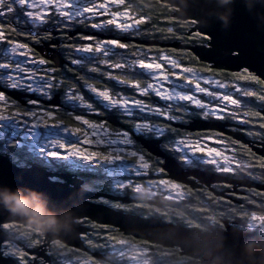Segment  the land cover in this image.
Wrapping results in <instances>:
<instances>
[{
  "label": "trees",
  "instance_id": "trees-1",
  "mask_svg": "<svg viewBox=\"0 0 264 264\" xmlns=\"http://www.w3.org/2000/svg\"><path fill=\"white\" fill-rule=\"evenodd\" d=\"M103 3H106L108 9L111 10L107 14H105L104 17H98V15L91 14V17H88L86 21H80L78 19H73L69 21L68 18L65 17L68 21L66 24L67 27L62 30H56V32L61 31L60 37H57L56 39L61 40L62 46L70 44L81 45L82 43L88 44L87 42H90V44H92V40L88 41L81 39L80 37L93 36V34L99 36L101 35L102 37H112L113 39L122 38L119 40L122 41L121 43L127 44L128 47L125 48L126 50L124 48L121 50L116 49L115 52H119L118 55L110 58L112 61L120 59L123 63L127 61V66L125 67L124 72L128 76H125V79H131L135 82H139L142 87L146 84V81L148 80L146 79L145 70L137 66L138 64L136 62L145 58H156L157 62H166L165 65L167 67V72L169 73V75H172L174 73L175 68H177L173 67L172 64L169 63V60H172L175 61L176 64L179 65L178 68H181L182 70L183 68H191L193 70L192 73L208 77L212 80H218L224 85H227L229 91H232L235 88L228 87V84H232L233 86H241L246 89H249V91H251L252 93L251 95L240 94V92L234 95V98L239 99L241 101V104L239 107L235 106V110L232 111L233 113H235V115H225L226 118L224 120L227 123H231L232 125L240 128L238 129V132H241L243 136L251 143H260L264 140V119L258 112L264 109V98H262L264 97V84L260 80H258L256 77L255 79H253L254 75H251L246 71H241L235 74L222 71H214L211 70L207 65L198 62L197 59L187 50H175L171 48L161 47L172 45L175 43L182 47L205 45L207 43V39L205 37L199 35L198 33H191V30L195 26L192 22H182L177 20V14L174 9L167 5L161 4L155 0H125L124 4H118L116 3V0H104ZM13 8L14 9L11 12L12 17L21 18L23 15L20 12L21 10L16 6H14ZM103 10L105 11V9ZM117 12L126 15V18H130L131 24L133 25L131 29H129L128 31H122L116 26V24H107L105 27H101L99 29L93 27V24H103L104 22L110 19H116L118 22L119 18L114 17L112 15V13ZM52 16L55 17L57 15L53 13L51 14V17ZM136 20H139L140 23L136 24ZM11 22L12 19L8 22L3 21L4 24H7V27L3 28L7 40L27 44L29 46L35 44L33 39L34 29L28 27L29 25L26 20H24V22L26 24L27 30L24 34H20L16 29H13V25L11 26L9 24ZM123 23L124 22H122V24ZM70 35L73 36L70 37ZM93 37H96L98 40L105 39L97 36ZM123 39H125V41H123ZM54 41V37H50V34L43 35L44 43ZM135 42L156 44L157 46L139 45ZM63 48L66 47H61V49ZM61 49V59L64 61L65 64L61 69H56L57 71H55L54 73L55 76H58L57 78L63 81V85L55 91V96H59L61 93L64 92L63 90H65L66 88L73 87L72 89L78 90L79 94L83 95L86 98V102L92 103L95 109V115H88L84 113L79 114L77 113L78 109L74 108V115H82L83 120L86 119L93 123L98 122V120H102L104 118L101 122H105L106 125H104L112 131L117 132L118 130H123L117 129L108 124L106 119L108 117L114 116L116 117L118 123L123 126L122 120L118 119L117 116L114 115L113 111H106L102 109V107H99V105L94 102L85 91L82 90L83 87H87L85 82H87V84L100 88V86H96L91 83L90 79L86 78L85 75H91L93 78V73L96 72H93L92 69L99 68L101 70L99 64L101 63L100 61L104 59L100 57L94 59L92 56H89L87 59L82 60V58L78 56L79 54H76L78 52H76L74 49L69 47H67L68 51H64V49ZM121 53L125 54L122 56ZM161 56L167 57L168 59L161 60L159 59V57ZM122 58L125 59L123 60ZM73 59H77L80 61L78 65L72 63ZM49 63L52 67L54 66L53 62L49 61ZM162 64L164 65V63ZM113 70L115 71V69ZM99 73L100 71L96 74ZM136 76L144 78V80L146 81H142ZM109 83V86L113 88L112 91H124V94L127 93L136 97V95L131 90V86L125 85L127 87L120 88L118 86H115V83L112 80H109ZM21 93L24 94L23 92ZM149 96H141L140 98H142V100L144 101L146 100L145 102H150V104H152V101L154 100L158 101L163 105L169 103L162 102L159 98L154 99L153 95ZM202 100L204 102L206 101L205 99ZM186 106L188 105L186 104ZM26 110H28V108L26 107L17 108V111L20 113H23ZM67 110H71V105L67 106ZM54 112L56 113V120L62 121L63 123H67L68 125H72L70 118L57 114L58 112H60V110ZM100 112L103 113L100 114ZM192 113L200 112L198 110H195L193 107H189V113H186L184 115H186V117H190V119L201 118V116H194L192 115ZM141 115L144 114H139L138 116L133 117L132 119L140 120L139 116ZM149 118L151 120L162 122V125L172 124V127L167 132V134L164 137L158 138L162 141L160 148L165 154L178 161L184 167H187L188 164H190L191 166L188 168H196L203 171L211 172L213 171L208 164H199L194 158H192L191 161H195V163L189 162L186 165L183 162V160H185L184 155L182 153L183 151H178L177 149H183L184 147L183 145H179L178 143L181 139L186 140L187 142H196L202 138L219 139V137H214L215 135L217 136V134L212 132L190 133L174 127V125L183 126L187 123L184 124L164 122L161 117H157L156 115H150ZM204 118L206 120L212 121L221 120L209 118V116ZM131 129L129 130L130 132ZM134 136L136 135L133 134V140ZM140 137L144 139H154L145 138L144 136ZM226 139V143L228 144V148L231 152V154L229 153L227 155V158L229 160L233 159L236 163L240 165L236 177H240L241 179H247L264 186V160L256 156L247 146L242 145L241 143L234 142L232 139ZM209 146L212 147L213 145ZM219 146L221 145L215 144L213 147L218 148ZM135 147L145 155V157L151 162L154 171H157V173H159L160 175H155L153 171H148V174L144 177L137 178V183H146L151 182L153 180L165 179V174L160 169L161 162L151 157L144 150H141L142 148L136 142ZM17 152H19V150L16 148L14 143L6 144L4 143V141L0 142V154L8 156L11 161L19 167L39 166L46 168L49 171L73 174V176H76L83 181V186L89 191L92 184L100 183L97 181H93L94 179H96L97 173H100L97 169H93L90 172L79 169L76 171H71L68 168H59L56 170H52L48 167L47 162H43L41 159L35 157L25 159L23 154H21L20 157L22 163L18 165L12 158L13 153ZM184 190L186 191V194L188 196L184 195L171 201L166 199L163 195L155 194L154 192H152L151 195L149 193V196L141 198L135 197L136 193L131 191V187H127L124 192L113 194V196H126L130 197L132 200L149 201L159 205L162 204L161 207H155L154 205L147 206L148 204L146 206L143 204L122 205L120 203L113 205L120 206L121 209H118L116 211L123 212L125 214L137 215L143 218L157 217L169 224H179L185 228L200 231H212L217 229L219 230L222 229L224 223L227 222L236 225L238 229L247 231V229H249V226L253 225L254 218H264V191H257L253 189L254 191H247L246 195H232L231 198L229 197L230 199H224L221 197H216L209 190H207L208 192L206 194L202 192L193 191L189 188ZM96 192L108 193L110 192V188L104 186L102 190ZM97 203H101V201L98 200ZM87 227L91 229V232L83 238V241L85 247L88 251H90V253L78 252L76 250L66 248L58 242H55L51 244L49 252H47L53 264H82L83 261H89L92 263L105 262L106 264H124L126 263V258H120L118 254L113 253V250H115V246L121 243H127L129 246H136L142 250L146 249L148 255L146 256L147 259L143 264H199L195 260L180 256L179 251L177 249H166L154 245H143V242L137 241L129 237H125L116 229L111 227L97 226L92 223H89ZM3 228L6 229L5 231L8 233L10 239L13 240H11L12 242L21 244L22 247L26 248V250H37L42 245L43 238L38 232L29 230L18 225H14V227ZM5 248V255L15 260L17 264L27 263L28 257L26 253L25 255L23 254V252H20L18 258L16 254H14L8 248L7 243H5ZM92 254L100 255V257H102L103 259H95L92 257Z\"/></svg>",
  "mask_w": 264,
  "mask_h": 264
},
{
  "label": "water",
  "instance_id": "water-1",
  "mask_svg": "<svg viewBox=\"0 0 264 264\" xmlns=\"http://www.w3.org/2000/svg\"><path fill=\"white\" fill-rule=\"evenodd\" d=\"M176 11V19L190 21L195 26L191 33H198L207 39L205 45L182 47L177 43L162 48L189 51L198 62L211 70L228 73L246 71L264 84V0H155ZM73 35H70V37ZM100 38L101 35L93 34ZM139 45H152L135 42ZM37 53L54 63V69L65 64L58 51H51L47 45L36 49ZM55 53L56 56H52ZM9 99L22 106V95L16 91L2 88ZM56 98V97H55ZM46 107L58 106L57 99L42 102ZM264 119V109L258 111ZM189 113V112H188ZM112 127L123 129L114 117H108ZM175 128L190 133L212 132L223 135L237 143L247 146L256 156L264 160V140L251 143L241 132H233L236 126L220 121L193 118L187 125H174ZM134 141L147 154L161 162L160 169L165 179L191 190L207 188L216 197L228 199L226 194H241L238 189L264 191V186L247 179H232L213 172L184 167L165 154L160 139H143L134 136ZM59 176L61 181L53 183L49 177ZM216 184L232 186L231 190L218 192L211 188ZM5 189L15 192L22 190L25 196L35 193L45 211L59 221L56 230L36 231L21 216L7 212L0 204V264H17L4 254V244L11 242L3 225L13 224L38 232L43 240L37 250L24 253L35 259L28 264H50L47 252L51 244L58 242L78 252L90 253L83 238L91 232L89 223L116 229L125 237L144 241L150 245L166 249H177L179 255L197 261L199 264H264V239L260 236L239 230L235 225L224 223L222 230L200 231L185 228L179 224H169L160 218H143L137 215L116 211L97 203L99 197L121 204H148L161 207L149 201L132 200L130 197H116L101 192H91L83 186V181L73 174L49 171L39 166L19 167L8 156L0 154V192ZM47 248V249H46ZM102 260L100 255L92 254Z\"/></svg>",
  "mask_w": 264,
  "mask_h": 264
},
{
  "label": "snow or ice",
  "instance_id": "snow-or-ice-1",
  "mask_svg": "<svg viewBox=\"0 0 264 264\" xmlns=\"http://www.w3.org/2000/svg\"><path fill=\"white\" fill-rule=\"evenodd\" d=\"M125 0H116L118 4H124ZM6 0H0V9L5 5ZM12 4H19L22 7L27 9H34L43 5L44 7L40 12H32L27 11L26 15L35 21H39L41 23H45V17L48 15L47 7L53 6L58 14L62 17H67L69 21L75 19L76 17L82 16L83 13H92L93 15L100 14L98 9H105L103 14H107L110 9H108L106 3H95L94 0H39V3L36 0H11ZM91 5V6H89ZM70 8L71 11H62L61 9ZM9 12L13 11L12 7L9 5ZM4 11L0 10V16H3ZM114 17H118L122 15L121 13H112ZM87 19V17H86ZM136 24H139L140 21L136 20ZM107 24H116L118 28L122 31H128L133 27L132 24H120L116 19H110L103 24L96 23L93 24L95 28L105 27ZM7 27L0 22V28ZM84 40H92V44H84V45H63L64 47H69L74 49L76 52L83 53H96L102 54L103 57H114L118 55V53H113V48H127L128 45L121 43L116 39L110 40H98L93 36H82L80 37ZM5 39V33L0 31V41ZM7 43L12 44L11 52L16 53L18 49H26L27 51L18 52L19 56H27L31 49L28 48L27 44L23 43H14L13 41H7ZM4 55L8 56V50H4ZM11 62L16 65L14 71L9 74L8 72H4L0 74V83H3L5 80L10 81V83L6 84L5 87H10L13 89L32 92L34 94L40 95L43 99L51 100L55 95V91L59 89L63 85V81L57 78L55 75H51L50 73H54L56 69H42L39 67L34 68H26L24 67L28 63H37L33 60H19L15 57H10ZM159 59L164 60L168 59L167 57H159ZM80 61L77 59H73V64H78ZM105 64L106 67L112 69H124L127 61L124 63L120 62H111V60H102L100 61ZM40 65L48 64L49 61L45 59H41L38 61ZM141 69L147 71L146 79L152 82L146 83L143 87L139 82H135L131 79L121 78L120 75H114L112 73H103L110 79L117 80L120 84L129 85L135 88L140 96H147L149 92L154 93L156 96H159L162 100L169 101L171 103H167L161 106H151L150 103L145 102L143 100L137 99L134 95H129L125 93L121 95L119 92L109 90L108 86H105L103 90H99L97 87L87 84L86 86L91 90L92 93H95L97 98H100L102 101L107 102L104 104L105 108H116L123 115L127 116H138L141 113H147L149 115H141L139 119L142 121L137 123L135 121H131L133 127L131 132L129 130H121L116 133L118 139H105L101 132L107 133V129L105 128L104 122H90L89 120H82L80 116H77V120H82L83 124L88 125L89 128L93 129L91 133L92 136H99L100 138L96 141H92L87 139V134H85L86 138L84 140L85 143H96L102 144L107 143L109 146L116 145L115 149V160H121L123 155L128 151V146H131L135 143L133 140V134L136 136H144L145 138H161L164 137L167 132L171 129L172 124H163L160 121L151 120L149 118L150 115L162 116L164 120L171 121L172 123H185L187 121L186 113L189 112V107L186 104L181 102H190L194 104L196 107L203 109L204 111L201 113H192V115H199L203 117L213 116L216 119H225L226 116L224 113H228L229 115H235V113L231 112L229 105H235L237 107L240 106L241 101L237 98H233V94L231 93H216L209 89L200 86V83L197 82L195 87L189 89L188 92L184 91H175V89L169 90L165 85L172 84L173 82L169 79V73L166 71H158L162 69V65L157 62L156 58H145L136 62ZM169 63L172 64L173 67H179L175 61L169 60ZM130 66V65H129ZM9 63H0V69H8ZM93 72H99V68H93ZM183 72L192 73L193 70L191 68H183ZM43 72V76H37V73ZM172 75H177L173 73ZM188 83H192L193 79L198 81L202 80L204 83H212L214 87L224 88L225 85L218 80H210V78L204 77H195L186 78ZM255 79V77H253ZM162 81V82H161ZM182 87V86H178ZM236 91H241L239 86L234 85ZM203 93L206 96L214 97L215 99L220 101V104L215 107H209L212 101L204 102L199 99L195 93ZM191 93V94H189ZM244 95H251V91L244 90ZM65 96L69 101H79L80 104L87 109L94 111V106L92 103H87L86 98L79 94L78 90H66ZM264 98V97H262ZM0 102H3L0 107L6 110L9 107L8 98L6 97L3 91H0ZM131 102V103H130ZM29 104L36 105V108H31L23 113L16 112L12 115H3L0 114V140L5 141L6 143L15 142L16 148L19 150L17 153H13V160L19 165L22 163L21 154H23L25 159H30L32 157H39L43 162L48 163V167L52 170H56L59 168H73L80 167L79 165H75L71 162L70 157H73L77 153H79L80 149L76 148V144L80 143L79 140L70 142L69 146L75 149V151H70L62 154L59 151H50V149L65 148V143L60 140H49V134H42L37 131L39 126V121L41 116L43 117H52L54 116V112L48 110V108L42 105L41 100H29ZM53 109L56 108L55 105L51 106ZM179 113V114H178ZM23 117H28V119H23ZM35 119L37 122H33ZM19 120V122H17ZM47 123L45 122V127H47ZM61 125L59 123L51 125V127L59 128ZM77 132L82 131L80 128L76 129ZM42 140L47 142H42ZM179 145H183L185 147H189V143L186 140L181 139ZM199 144V141H197ZM178 151H183V149L178 148ZM214 151L213 149H209V152ZM92 155H97V153L93 152ZM103 155V159L108 160L111 163L113 158L112 153H108L107 155ZM132 156H136L137 152L132 151ZM217 155L220 153L217 151ZM49 157L56 158L55 160H49ZM84 160H89L90 157L85 155L81 157ZM140 161L144 160V156H139ZM185 161L195 163V161H191L187 152H184ZM63 161L64 163H61ZM204 163H216L213 160H206ZM141 167L147 168L148 164L143 163ZM224 172L232 171L231 168L225 167L221 169ZM88 171H92L91 168ZM130 171H134L136 174H140V168L135 165H127V166H114L105 168L103 173H97L96 179L93 181H97L100 183L92 184L90 191L96 192L102 190L104 186H107L110 189H120L126 182L123 179L126 175L130 173ZM49 179L53 183H58L61 181V178L56 175H52ZM98 199L104 200L106 203L108 202L104 197H99ZM3 227H14L12 224L3 225Z\"/></svg>",
  "mask_w": 264,
  "mask_h": 264
},
{
  "label": "rangeland",
  "instance_id": "rangeland-1",
  "mask_svg": "<svg viewBox=\"0 0 264 264\" xmlns=\"http://www.w3.org/2000/svg\"><path fill=\"white\" fill-rule=\"evenodd\" d=\"M36 2L39 3V0H36ZM66 2H68V0H66ZM94 2L98 4V3H103L104 0H101V1L100 0H94ZM9 5L12 7V9H14L13 7L16 6L17 8H19L21 10L20 12L23 14L21 19L24 17V20L33 22L35 25H37V23H41L39 21H35V20L31 19L30 17H28L26 15V12L27 11L40 12L42 10V8L44 7L43 5H41L40 7L34 8V9H27L25 7L20 6L19 4H12L11 0H6V3L3 6V8L0 9V10L4 11V13H5L3 16H0V22H2L3 25H5L3 23V21L8 20L7 18H11L13 20V17H12V14H11L12 11L9 12L7 10ZM89 6H91V5H89ZM50 7L52 8V10H51V13H50L49 17H51V14H53V13H58L56 11V9L53 6H51V5L47 7V11H48V8H50ZM61 10L62 11H71L70 8H64V9H61ZM98 12L100 13V14H98V17H104L105 14H103V13L105 11L103 9H98ZM91 14L92 13H83L82 16L76 17L75 19H78L80 21H82V20L86 21L87 20L86 17L90 18ZM118 18H119L118 19V23H120V24H122V22H124L123 24H131L130 18H126V15H124V14L118 16ZM19 21L21 22V20H19ZM3 28H6V27H3ZM35 28H36V26H35ZM35 32L38 33V32H41V30H33V33H35ZM33 35H35V34H33ZM104 38H105L104 40H110L111 39L110 37H104ZM7 41H9V40H7L6 37H5L4 40L0 41V48L4 47L3 51H2L3 56H4V58H7L9 60L8 61L9 68L8 69H0L2 73L8 72L9 74H11L14 71V69L16 68V65L11 62L10 57H15L16 59H19V60H33V61L37 62V63H28L27 65L24 66L26 68L39 67V68H42V69H49L45 64L44 65H40L38 63L39 60L31 53V51L29 52V54L27 56H19L18 55V52L27 51L26 49H18L16 53L11 52V48L13 47V45L11 44L8 47H6ZM91 42L93 43V41H91ZM47 46H48V49H50V46L49 45H47ZM5 49L8 50V56L4 55V50ZM114 49H120L121 50L122 48H113V50ZM51 51H54V50H51ZM78 53L81 54L80 57L82 58V60L88 58L87 56L85 57L84 55L99 56L100 58H102L104 60H111L110 57H103L102 54L83 53V52H78ZM113 53H118V52L113 51ZM51 54H52V56H56L55 53L51 52ZM76 54H74V55H76ZM58 56L60 57L59 54H58ZM115 56H117V55H115ZM122 59L124 60L125 58H122ZM111 62H113V63H115V62L123 63L120 59H117V60H114V61L111 60ZM158 63H160L162 65V69L158 70V71H166V72L168 71L167 67L165 65V63H166L165 61L164 62L159 61ZM162 63H164V65ZM101 64L105 65L103 63H101ZM126 66L127 65H125V67ZM124 70H125V68L122 69V70L121 69H115L116 73L114 75H119L120 73H124ZM91 73H93V72H91ZM96 73H98V72H96ZM174 73L177 74V75H169V79L173 83L165 85L166 87L169 88L170 91L172 89H175V91L188 92L189 89H192V88L195 87V84L197 82L200 83L201 87H204V88L209 89V90H211L213 92H216V93H231V94H233V98H234V95L238 94L239 92H240V94H243L244 90H248L249 91V89H246V88L241 87V86H239L241 91H236V88L232 84H228V87L235 88L232 91H229L228 88H227V85H225L224 88H219V87H214L211 82L210 83H204L202 80L198 81L196 79H193L192 83H188V80L186 78H192L193 76H195V77H204V78H208V77L200 76V75L195 74V73L183 72L182 69L178 68V67L175 68ZM50 74L51 75H55V73H50ZM43 75H44L43 72L37 73L38 77L39 76H43ZM145 75L147 76V71L146 70H145ZM56 77H58V76L56 75ZM85 77L89 78L90 82L93 83L94 85L100 86V88H98L99 90H103V88L105 86H108L110 91L113 90V88L111 86H109V84H104L102 81H100L98 79H95V78H92L91 75H85ZM136 77H138V76H136ZM139 78L140 77H138V79ZM140 79L142 81H146V80H144V78H140ZM68 80H70V79H68ZM210 80H212V79H210ZM148 82H152V81H150V80L146 81V83H148ZM4 83L8 84V83H10V81L5 80ZM114 83H115V86H118L120 88L121 87H127L124 84H120L117 80H115ZM178 86H182V87H178ZM8 88H10V87H8ZM72 88L73 87L66 88L63 91L65 92L66 90H71ZM10 90L16 91L20 95H22L21 101L24 103L23 106H27V107H29V109L37 107L36 105L29 104L28 103L29 100H34L35 99V100H41V102L42 101L49 102V101H52L54 99H57V101L59 103L58 106L55 109H53L52 107H48V110L51 111V112L60 110V112H58L57 114L65 116L67 118H70L71 122H72V125H68L67 123H63L62 121L56 120V113L54 112V116H52V117H43V116H41L37 131L41 132L42 134H45V133L49 134V136H48L49 140H60V141L64 142L65 143V148H63V149H60V148L50 149V151H59L62 154L66 153V152H70V151H75V149L70 147L69 144H70V142H74V141H77V140L80 141V143L76 144V148L80 149L79 153H77L73 157H70L71 162L73 164H75V165H79L80 167L68 168L71 171H76L78 169L79 170L88 171V169L91 168L92 170L93 169L94 170L97 169L100 173H103L105 168L114 167V166H117V165H119V166L135 165L136 167L140 168V174H136L134 171H130V173L128 175L123 177V179L125 181H129V182H126L120 189H117L116 191L114 189H110V192H108L106 194L113 195V194H117V193H122V192L125 191V189L127 187H131V191L136 193L135 197H140V198L141 197H145V196H149V193L151 195L152 192H154L155 194L163 195L166 199L171 200V201L177 199L178 197H182L183 191H182V189H180V187H179L180 185H177V184H175V183H173V182H171L169 180L160 179V180H153L151 182H146V183L145 182L144 183H137V178L144 177L145 175L148 174V171H151V172L153 171L155 173V175H159V173H157V171H154V169H153V167L151 165V162L145 157V155L139 149H137L135 147V143L133 145H131V146H128V151L124 154V156H123V158L121 160H115L114 159V156L116 154L115 153V149L117 147L116 145L109 146L107 143H102V144L85 143L84 142V140L86 138L85 134H87V139L92 140V141H96L100 137L91 135V133L93 132V129L89 128L88 125L83 124L82 123L83 119L82 120H77L76 119L77 116H80L82 118V115H77V114L74 115L75 114L74 113V108L78 109L77 113H79V114H83L84 113V114H88V115H92V114L95 115V113H94V111H91V110L87 109L86 107L82 106L79 101H69L66 98L65 93L63 91H62L63 93H61L59 96L58 95H56V96L54 95L51 100H46V99H43L42 96L34 94L32 92H25V91L13 89V88H10ZM82 90L85 91L87 93V95H89L91 97V99L99 105V107H102V109H104L106 111H113L115 116H119V117H121L123 119L124 118H126V119L133 118V116H127V115L121 114V112L119 110H117L116 108H112V107L105 108L104 104H106L107 102L102 101L100 98H97L95 93H92L91 90L88 87H86V88L83 87ZM131 90L136 95L137 99L142 100V98H140L141 96L139 95L138 91L135 88L132 87ZM21 92H23L24 94H22ZM116 92H119L121 95H124V91L122 92V91L117 90ZM189 94H191V93H189ZM149 95H153L154 99L155 98L156 99L159 98L162 102H169V101L162 100L159 96H156L152 92H149L148 96ZM195 95L201 100L205 99L206 100L205 102H207L209 100L212 101V103L209 105L210 108L211 107H215L216 105L220 104L219 100L215 99L214 97L206 96L203 93L196 92ZM148 103H150V102H148ZM169 103H171V102H169ZM181 103H186L188 105V107H193L195 110H198L200 113L204 111L203 109H200V108L196 107L194 104H191L190 102H181ZM2 104H3V102H0V105H2ZM14 104L15 103L9 102V107L6 110H4L2 107H0V114L12 115V114H15L16 112H18L17 111V107H14ZM64 105H66V106H70L71 105V110L68 111L66 107H65L66 109H64L63 108ZM150 105L154 107V105H152V104H150ZM229 108H230V110L232 112L233 110H235V105H229ZM81 111H84V112H81ZM141 114L149 115L147 113H141ZM224 115H228V113H224ZM111 117H114V116H111ZM114 118H116V117H114ZM201 118L205 119L203 116H201ZM209 118L216 119L213 116H209ZM23 119H28V117H23ZM214 121H218V120H214ZM17 122H19V120ZM33 122L35 123L37 121L35 119H33ZM45 122L48 125L47 127H45ZM129 122H131V121H129ZM220 122H222V121H220ZM0 123H7V122H0ZM57 123H59L61 125L59 128L51 127V125L57 124ZM138 123H140V122H138ZM223 123H225V122H223ZM77 128H80L82 131L77 132L76 131ZM105 128L107 129V133H104L103 131L101 132V135H103L105 139H109V138L118 139L119 138V137L116 136V133L121 131V130L116 132V131H112L111 129H109L106 126H105ZM154 139H158V138H154ZM1 141H3V140H0V142ZM42 142H47V141L42 140ZM4 143H6V142L4 141ZM12 143L15 144V142H12ZM188 143L190 145L189 147H185V146L183 147V149H184L183 152H182L183 155H184V152H187L188 155H189L190 160L192 158H194L197 161V163H199V164H208L209 166L211 165V167H213L216 172L220 173V174H217V175H221V176L226 175L225 173H228V172H224V171L221 170V169H223L225 167H228V168L232 169V171H229V172H233L234 168H238V169L240 168V165L238 163H236L234 160L233 161L229 160L225 153H221V152L218 151L220 153V155H217V151H215V149H213L214 148L213 146L215 144L220 145L219 144L220 141H217L216 139H213V138H205L204 139V138H202V139L199 140V144L197 143V141L196 142H188ZM6 144H9V143H6ZM209 145H213V146L210 147ZM209 149H213L214 151L209 152ZM223 150H227V149H223ZM132 151H136L137 155L136 156H132L131 155ZM93 152L97 153V155H92ZM108 153H112V156H113V158L111 160V163L108 160L103 159V155H101V154L107 155ZM85 155L89 156L90 159L89 160H84V159L81 158L82 156H85ZM140 155L144 156V160L143 161H140V159H139ZM35 158H39V157H35ZM49 159L55 160L56 158L49 157ZM213 159L216 161L215 164L214 163H204V161H206V160H213ZM183 162L186 165L189 163L188 161H185V160H183ZM61 163H64V162L61 161ZM143 163H147L148 167L147 168L141 167V164H143ZM88 172H90V171H88ZM221 173H223V174H221ZM230 189H232V186H231ZM230 195H233V194H230ZM99 201H101V204L109 206L110 208H112L114 210L121 209L120 206L113 205V204H117L118 202H113L112 203V202L108 201L106 203L104 200H101V199H99ZM122 205H129V204H122ZM253 222L254 223L257 222L260 225L264 226V218H262V219L261 218H259V219L254 218ZM7 245H8V248L14 254H16V256L19 258L18 254H20V252L16 249V248H19V247H17L14 243L10 244V243L7 242ZM19 249H21V248H19ZM113 253L118 254V256L120 258H126L131 264H136V263H140L139 261H144L146 259L145 257H139V255L144 256L148 252H147L146 249L142 250V249H140V248H138L136 246H129L127 243H121V244H118V245L115 246V250H113ZM31 258L33 260L35 259L34 257H31ZM32 259H30V263H32V261H33ZM82 264H106V263L105 262H103V263H92V262H89V261H83Z\"/></svg>",
  "mask_w": 264,
  "mask_h": 264
},
{
  "label": "flooded vegetation",
  "instance_id": "flooded-vegetation-1",
  "mask_svg": "<svg viewBox=\"0 0 264 264\" xmlns=\"http://www.w3.org/2000/svg\"><path fill=\"white\" fill-rule=\"evenodd\" d=\"M52 10V8L50 7V8H48V15L45 17V23H37V25H35L33 22H30V21H26L27 23H28V27L29 28H32V29H34V30H41V32H38V33H36L35 35H33V39H34V42H35V44H33L32 46H29L28 45V48L29 49H31V53L38 59V60H41L42 59V57L37 53V51H36V49L37 48H39V47H42V46H44V45H49L50 46V50H57L58 51V53H59V55H60V57H61V53H60V49H61V47H63L62 46V44H61V40L60 39H56L57 37L59 38L60 37V32L61 31H57L56 32V30H62V29H64L65 27H67V20H66V18L65 17H62V16H60L58 13H55V15H57V16H52V17H49V15H50V11ZM8 20H5L6 22H8L9 20L11 21V18H7ZM19 20H21V22L19 21ZM16 21V22H15ZM12 23V24H11ZM11 23H9L11 26H12V28L13 29H16L17 31H18V33H20V34H24L25 32H26V24H25V22H24V17L21 19V18H17V17H14L13 18V20H12V22ZM5 25H7V24H5ZM35 26H36V28H35ZM29 28H28V31H29ZM0 31H3L4 32V30L2 29V28H0ZM44 34H50V37H54V39H55V41L54 42H49V43H44L43 42V35ZM49 38V37H48ZM111 39H113L112 37H111ZM115 39V38H114ZM119 39H122V38H116V40H118V41H120V42H122L121 40H119ZM127 39V38H126ZM60 41V42H59ZM89 41V40H88ZM123 41H125V39H123ZM15 43H17V42H15ZM88 44H90V42H87ZM85 43H82L81 45H84ZM9 45H11V44H9V43H6V47H8ZM76 45H80V44H76ZM4 48V47H3ZM3 48L1 47L0 48V63H8V59L7 58H4V56H3V53H2V51H3ZM64 49V51H68V49H67V47L66 48H63ZM63 49H61V50H63ZM125 49V48H124ZM126 50V49H125ZM124 50V51H125ZM113 51H116V49H114ZM119 53V52H118ZM77 54H79V57L81 56V54L80 53H77ZM122 54V53H121ZM125 53H123L122 54V56L124 55ZM85 57L87 56V57H89V56H92L94 59H96V58H98L99 56H93V55H84ZM62 58V57H61ZM46 60V59H45ZM102 63V62H101ZM99 64L100 65V67H101V70H100V73L99 74H96V73H93V78H95V79H98V80H100V81H102L104 84H110L109 83V80H112V81H115V80H113V79H110V78H108L107 76H105L103 73H112V74H115V71L113 70V69H110V68H108V67H106L105 65H102V64ZM48 68H53L51 65H50V63H48V64H45ZM50 65V66H49ZM57 71V70H56ZM0 73L2 74V72H1V70H0ZM120 76H121V78H126L125 76H128L125 72L124 73H120L119 74ZM124 76V77H123ZM5 85H6V83H0V86L2 87V88H5V89H9L10 90V88H8V87H5ZM8 98V97H7ZM8 101L9 102H12V103H15L14 104V107H17V108H19V107H26V108H28L29 109V107H27V106H22V105H20L18 102H15V101H13V100H11V99H9L8 98ZM152 105H154V107L155 106H161V105H163V104H161V103H159L158 101H152ZM67 108V106H64L63 108L64 109H66ZM103 112H100V114H102ZM97 117H100V116H97ZM157 117H161L162 118V120L164 121V122H171V121H166V120H164V118L162 117V116H157ZM117 118L118 119H121L122 120V122H123V130H130L132 127H133V124L131 123V122H129V121H135V122H142L141 120H136V119H126V118H121V117H119V116H117ZM104 119V118H103ZM103 119L102 120H98V122H101V121H103ZM192 119H190V117H187V121L184 123V124H188L190 121H191ZM106 121V120H105ZM219 121H222V122H225V123H227L224 119H221V120H219ZM104 124L106 125V123L104 122ZM186 124V125H187ZM227 124H230V125H232L231 123H227ZM234 126V125H233ZM236 128H232L231 130L233 131V132H238V129H236ZM119 131V130H118ZM215 134H217V133H215ZM214 137H219V139H216V140H219L220 141V145L221 146H219L218 148H213V149H215V150H217V151H219V152H221V153H225L226 155H228L229 153L231 154V152H230V150H229V148H228V144L226 143V141H227V139L226 138H228V137H225V136H223V135H220V134H217V136L215 135ZM230 139V138H229ZM235 142V141H234ZM223 149H227V150H223ZM231 161H233V159H230ZM191 165L190 164H188V166L187 167H190ZM210 167H211V165H210ZM212 168V172L213 173H215V174H220L219 172H216L215 170H214V168L213 167H211ZM191 169H196V168H191ZM238 168H234V171L233 172H228V173H225L226 175H224L225 177H227V178H233V179H237V180H241V178L240 177H236L237 176V173H238ZM209 172H211V171H209ZM221 174H223V173H221ZM166 180V179H165ZM178 185V184H177ZM180 187V189H182V191H183V195L182 196H184V195H187L186 194V191L184 190V189H188L187 187H184V186H179ZM211 188H213L215 191L217 190V191H219V192H226V191H228V190H231L230 188V186H228V185H225V184H216V185H213ZM215 188H217V189H215ZM208 189L207 188H203V189H199V190H194V191H196V192H202V193H207L208 191H207ZM239 193H241V195H246V193H247V191H254L253 189H249V190H246V189H238L237 190ZM228 197H232V195L230 196V194H226ZM188 196V195H187ZM230 198H228V199H230ZM110 202V201H109ZM131 204H137V203H131ZM131 204H129V205H131ZM137 205H139V204H137ZM143 205H147V204H143ZM162 205V204H161ZM147 206H152V205H147ZM163 208V207H162ZM162 208H160V209H162ZM151 218H157V217H151ZM228 223V222H227ZM231 225H234V224H232V223H230ZM235 227H236V225H235ZM238 228V227H237ZM223 229V228H222ZM222 229H219V230H222ZM261 229V230H260ZM218 230V229H217ZM239 230H241V231H244V232H246V233H249V234H253V235H257V236H260V237H262L263 239H264V226H262V225H260L259 223H257V222H253V225L252 226H249V229H247V231H245V230H242V229H239ZM12 240V239H11ZM13 241V240H12ZM12 241L11 242H9L10 244H12ZM137 241H139V240H137ZM141 242H143L142 244L143 245H149V246H151L150 244H146V242L144 243V241H141ZM5 245H4V251H5ZM19 252H23V254H25L24 253V251L22 250V248L21 249H19V248H16ZM5 254V253H4ZM19 255V254H18ZM26 255V254H25ZM148 255V253L146 254V255H144V256H141V255H139V257H145L146 259H147V256ZM5 256H7V255H5ZM7 257H9V256H7ZM27 257H28V259H27V263L29 262V260L30 259H32L30 256H28L27 255ZM146 259L144 260V261H139L140 263H136V264H143L145 261H146ZM33 260V259H32ZM26 263V264H27ZM50 264H53L52 263V260L50 259ZM124 264H131L127 259H126V263H124Z\"/></svg>",
  "mask_w": 264,
  "mask_h": 264
},
{
  "label": "clouds",
  "instance_id": "clouds-1",
  "mask_svg": "<svg viewBox=\"0 0 264 264\" xmlns=\"http://www.w3.org/2000/svg\"><path fill=\"white\" fill-rule=\"evenodd\" d=\"M0 204L10 214L26 218L28 224L36 231L56 230L59 226L57 218L45 211L35 193L25 196L21 189H17L15 192L5 189L0 192Z\"/></svg>",
  "mask_w": 264,
  "mask_h": 264
},
{
  "label": "bare ground",
  "instance_id": "bare-ground-1",
  "mask_svg": "<svg viewBox=\"0 0 264 264\" xmlns=\"http://www.w3.org/2000/svg\"><path fill=\"white\" fill-rule=\"evenodd\" d=\"M33 34H36V32L35 33H33ZM61 58V57H60ZM111 195V194H110ZM126 197V196H125Z\"/></svg>",
  "mask_w": 264,
  "mask_h": 264
}]
</instances>
